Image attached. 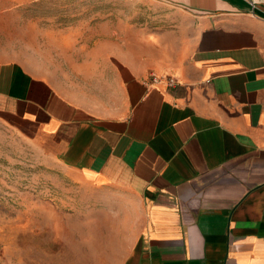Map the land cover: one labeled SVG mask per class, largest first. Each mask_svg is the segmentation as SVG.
I'll use <instances>...</instances> for the list:
<instances>
[{"label":"crops","instance_id":"1","mask_svg":"<svg viewBox=\"0 0 264 264\" xmlns=\"http://www.w3.org/2000/svg\"><path fill=\"white\" fill-rule=\"evenodd\" d=\"M138 1L0 55V125L84 189L75 264H264V1Z\"/></svg>","mask_w":264,"mask_h":264},{"label":"rangeland","instance_id":"2","mask_svg":"<svg viewBox=\"0 0 264 264\" xmlns=\"http://www.w3.org/2000/svg\"><path fill=\"white\" fill-rule=\"evenodd\" d=\"M134 3L135 10L127 6ZM123 14L143 21L152 12L138 0H0V55L35 69L38 26L52 31L73 21ZM22 22L32 46L25 53L14 34ZM84 206L78 182L38 155L29 141L0 125V264L77 263L83 253L79 258L70 238L76 239L71 230Z\"/></svg>","mask_w":264,"mask_h":264},{"label":"built area","instance_id":"3","mask_svg":"<svg viewBox=\"0 0 264 264\" xmlns=\"http://www.w3.org/2000/svg\"><path fill=\"white\" fill-rule=\"evenodd\" d=\"M258 1H264V0H258ZM254 3H255V1H254ZM160 80H161V78H159V77H155V76L151 77V81L154 83L158 82ZM165 81H166L167 85L171 86V87L176 84V80L174 78H165Z\"/></svg>","mask_w":264,"mask_h":264}]
</instances>
